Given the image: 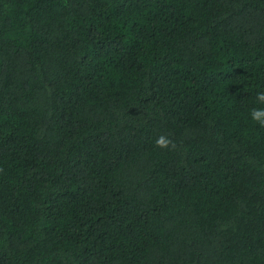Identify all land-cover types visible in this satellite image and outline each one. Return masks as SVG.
Instances as JSON below:
<instances>
[{
    "label": "trees",
    "instance_id": "obj_1",
    "mask_svg": "<svg viewBox=\"0 0 264 264\" xmlns=\"http://www.w3.org/2000/svg\"><path fill=\"white\" fill-rule=\"evenodd\" d=\"M260 92L264 0H0V264H264Z\"/></svg>",
    "mask_w": 264,
    "mask_h": 264
},
{
    "label": "clouds",
    "instance_id": "obj_2",
    "mask_svg": "<svg viewBox=\"0 0 264 264\" xmlns=\"http://www.w3.org/2000/svg\"><path fill=\"white\" fill-rule=\"evenodd\" d=\"M257 100L264 103V92L257 93ZM251 118L253 121L259 123L264 127V109H253L251 111ZM156 147L161 149L175 148V143L167 136L161 135L155 141Z\"/></svg>",
    "mask_w": 264,
    "mask_h": 264
}]
</instances>
